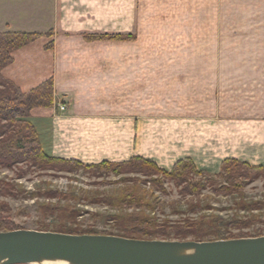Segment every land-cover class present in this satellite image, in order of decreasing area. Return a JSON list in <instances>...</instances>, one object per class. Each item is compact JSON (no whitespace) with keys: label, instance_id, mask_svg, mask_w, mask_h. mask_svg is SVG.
I'll return each instance as SVG.
<instances>
[{"label":"rangeland","instance_id":"obj_1","mask_svg":"<svg viewBox=\"0 0 264 264\" xmlns=\"http://www.w3.org/2000/svg\"><path fill=\"white\" fill-rule=\"evenodd\" d=\"M136 2V27L130 33H121L131 34L135 40L87 41L84 33L82 42L76 40L63 47L61 52L67 64L76 68L80 82L73 93L58 95L66 100L53 106L55 115H66L74 109L123 118L176 115L188 122L195 117H264V0ZM50 3L48 0L43 6L42 21L36 20L33 25L18 17L22 9L32 10V0H0V18H10L11 22L9 27L0 20V31L46 30L51 19ZM48 108H36V115L31 113V121L39 128L48 118L38 116V109ZM127 177L147 179L137 173L95 175L81 170H37L26 163L0 168L3 217L19 229L67 227L115 233L111 217L137 213L139 209L113 207L95 202L94 197L116 195L133 183L122 180ZM145 181L141 186L149 189L152 184ZM217 183L220 186L224 181L217 179ZM207 185L202 199L207 200L209 209L184 213L187 202L197 198L181 195L174 181L165 180L166 192L155 194L166 206L158 207L154 214L160 222L167 221L169 227L199 216L210 218L208 223L215 217L229 222L237 213L234 199ZM47 190L67 196L50 197L45 194ZM245 192L249 199L264 201V178L250 182ZM172 203L180 207L178 212L169 206ZM253 213L257 216L254 221H246L249 214L241 210L238 214L242 222L238 225L219 222L223 226L209 233H264V208Z\"/></svg>","mask_w":264,"mask_h":264},{"label":"crops","instance_id":"obj_2","mask_svg":"<svg viewBox=\"0 0 264 264\" xmlns=\"http://www.w3.org/2000/svg\"><path fill=\"white\" fill-rule=\"evenodd\" d=\"M47 2L32 0V10L22 9L21 15L16 16H22L21 22L36 25V20L42 21L43 6ZM50 2L51 19L46 30L20 31L44 33L54 30V37H43L17 50L13 63L3 71L24 92L54 77L57 103L60 104L65 98L58 95L73 93L80 82L76 77V68L67 64L65 54L61 52L63 47L76 40L82 42L81 35L84 33H130L137 24V2ZM0 20L11 25L10 18ZM4 31L7 30L0 32ZM50 41L55 42L53 49L46 47ZM58 48L60 51L56 52ZM52 109L54 107L38 109L43 112H37V115L47 117L48 121L45 119L44 126L39 124L40 128L35 126L45 151L55 157L93 164L104 160L122 162L141 156L154 160L167 170L176 161L190 157L200 169L210 173H218L227 158L264 165V117H195L188 122L189 119L176 115L123 118L121 115L81 113L74 109L60 116L55 115ZM32 114L36 115V111Z\"/></svg>","mask_w":264,"mask_h":264},{"label":"trees","instance_id":"obj_3","mask_svg":"<svg viewBox=\"0 0 264 264\" xmlns=\"http://www.w3.org/2000/svg\"><path fill=\"white\" fill-rule=\"evenodd\" d=\"M54 34V30H49L46 33L10 30L0 32V168H11L26 163L37 170L53 169L68 172L81 170L95 175H107L111 172L115 174L137 173L146 176L145 180L150 181L152 185L146 189L141 186V182L145 180L127 177L122 180L133 183L121 188L116 195H106L103 199L94 197L95 202H104L113 207L139 209L137 213L113 215L111 218L117 228L115 233L67 227H59L52 231L72 234H113L138 239H192L199 241L264 235L261 232L232 234L220 230L209 233L210 229L223 226L221 223L219 225V222H224L223 224L229 226L238 225L242 222L238 214L241 210L249 214V219L246 221H254L257 218L253 210L263 209L264 201L249 199L245 188L250 182L260 177L264 178V165H253L238 158H227L222 162L220 171L213 175L207 170L200 169L190 157L176 161L172 168L167 170L154 160L141 156H135L122 162L104 160L99 163L87 164L78 159H65L48 154L30 117L36 108H50L57 104L54 77L46 79L30 91L24 92L13 81L4 77L2 70L13 62L15 51L43 36L53 37ZM83 38L87 41L135 40V36L121 33H85ZM46 47L54 48L53 41L49 42ZM217 179H222L223 185L219 186ZM165 180L174 181L180 187L181 195L197 198L187 202L184 213H198L209 209L207 200L202 199V192L207 188V184H210L216 193L231 196L234 199V208L237 213L229 222L227 221L228 223L218 217L212 218L213 221L208 223L207 219L210 218L199 216L195 219L186 218L181 226L169 227L167 221L160 222L154 214L158 207L166 206L155 194V191L166 192ZM45 194L50 197L67 196L51 190H47ZM169 206L177 212L180 210L177 203L169 204ZM3 213L0 206V231L19 229L9 223L3 217ZM70 216L74 218L71 213Z\"/></svg>","mask_w":264,"mask_h":264},{"label":"water","instance_id":"obj_4","mask_svg":"<svg viewBox=\"0 0 264 264\" xmlns=\"http://www.w3.org/2000/svg\"><path fill=\"white\" fill-rule=\"evenodd\" d=\"M264 264V235L138 239L52 230L0 231V264Z\"/></svg>","mask_w":264,"mask_h":264},{"label":"bare ground","instance_id":"obj_5","mask_svg":"<svg viewBox=\"0 0 264 264\" xmlns=\"http://www.w3.org/2000/svg\"><path fill=\"white\" fill-rule=\"evenodd\" d=\"M46 264H56V263H46ZM57 264H59V263H57Z\"/></svg>","mask_w":264,"mask_h":264}]
</instances>
